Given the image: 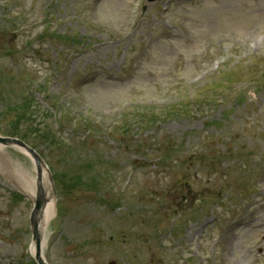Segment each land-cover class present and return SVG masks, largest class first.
<instances>
[{
	"label": "rangeland",
	"instance_id": "rangeland-1",
	"mask_svg": "<svg viewBox=\"0 0 264 264\" xmlns=\"http://www.w3.org/2000/svg\"><path fill=\"white\" fill-rule=\"evenodd\" d=\"M8 0H0V2H6ZM15 1V0H14ZM259 0H209L205 4H197L195 8L187 10L188 17L192 23L189 27V34H193L197 29L210 28L203 35H198L195 38L194 45L185 46L186 38L178 30L171 31L169 34L168 42L161 39H152L150 43L149 55L140 62L139 71L136 74L137 78L131 84H121L118 82L114 76H110V68L116 67V61L112 56V52L109 54L108 59L105 57L106 50L104 49L100 55V63L91 72L97 73L98 80L90 84L86 91V104L74 103V110H71L75 116L84 115V117L79 118L74 124L80 125L82 129H85L87 125L81 124L84 119H90L92 121L91 127L95 126L98 128L100 133L102 129V123L105 124L108 112L113 109L119 101L123 99L130 98L129 95L134 96L138 94H145L146 96L154 95L159 89L165 85H161V80L165 79L171 72L173 76L177 77H189L194 72L195 65L193 63H188L189 60L180 61L177 54L178 51L186 52L187 56L193 57V54H197L201 50L202 43L204 45L216 44L217 41L229 42L228 38L223 36L222 28H226L227 34L241 35H251L256 31L257 23L255 22V14L257 13V4ZM127 0H57V6L62 7L63 16H78L80 21L87 12V5H89L90 11L87 16L90 18L100 19L105 24L109 26L119 28L120 23L125 20ZM183 11V10H182ZM1 14V13H0ZM184 14V13H182ZM3 18V15L0 16ZM65 21H68L66 18ZM79 22H74L77 24ZM3 23H0V34L2 33L1 28ZM83 31V27H80ZM6 23L3 27V34H6ZM11 30V28H10ZM139 34V33H138ZM137 34V35H138ZM21 39L14 41V36L7 38H0V78L5 79L2 84L4 88L9 87L15 93L18 91H25L24 84L26 81H35L32 76L20 77L21 82L16 78L15 73L23 72L27 74H32L29 68L15 64L9 60L8 51H13L19 48L21 45ZM159 44V46H156ZM216 46L209 48L206 52L200 54L201 58L205 55H212L216 50ZM29 49V47H28ZM196 49V51H194ZM191 52V53H189ZM194 52V53H193ZM33 58L32 66L40 72L45 68V64L40 61H34V56L28 54ZM82 54H78L74 62L79 61ZM86 60H82L85 62ZM78 63V62H76ZM173 66L172 71H168V67ZM24 68V69H23ZM98 68V69H97ZM96 69V70H95ZM50 73V69L45 70ZM188 71V72H187ZM240 73L236 72L229 78H225L221 81L223 85H228V79H232L231 87L234 88L233 91L238 90L240 84H237L234 79L239 76ZM12 76L13 79H8ZM37 77V75L35 76ZM41 81L39 78L38 82ZM1 84V82H0ZM49 89L55 92L58 89L59 83L51 81L47 85ZM223 87H220L222 90ZM0 86V89L2 88ZM253 88L251 86H246L245 91H251ZM254 98L257 100L251 102L250 99L246 100L244 103L236 102L232 97L224 98L227 101L226 106H210L215 107L208 109L206 106H198L193 108L191 112L187 115L181 111V114L177 117L170 119L159 127H150L145 130V136L142 133H129L125 140L120 141V138L116 135L114 137H100L97 136L95 139L92 138H79L77 141L71 140L73 155L70 156L72 162L69 164H60L56 156L62 155L61 151L52 147L51 149H46V159L55 165L54 169L57 175V182L60 186L64 178L67 177L70 169L77 170V160L79 158L84 159V152L87 155L95 156L99 152V156H104L106 159H115L121 164H116L114 162H102L105 170L111 174V178L107 180H101V185L110 187L111 189L106 191L105 188L96 193V190L92 189L90 186H80L77 185L72 196L67 199L68 205L71 210H76L75 212H68V217L66 218L67 227L58 240L52 247L51 262L54 264H109L107 261L112 257L111 247L103 245V242H95V237L102 235L107 230H114L119 233L123 231H128L131 221L135 218L129 220L128 218H123L122 216H117V214L125 213V209L131 204L128 196H123L119 201L115 195V191L118 192L120 189V183L122 178L128 174H135V167H129L131 162V154L129 148L127 150L120 144L123 141H128L132 143L133 148L140 150L142 152L148 151L152 145V140L155 138L158 132H164L171 137V139L177 143L180 148L187 151L189 147L196 145L200 142V139H204L208 136H214L217 141L211 145L217 156L223 159L222 167L225 171L233 164L239 163V156L241 153L246 154V159L255 165L260 164V160H264V133L258 128V121L256 119L264 117V88H259L256 90ZM206 87H202L199 91L200 94H205ZM233 93L232 96H235ZM62 101L68 104L72 102L71 99H66L65 97L60 98ZM45 104H49L48 100L45 99ZM140 103L136 101L134 105ZM143 106L152 107L156 104L153 100L148 99V101L142 103ZM70 108V106H69ZM71 109V108H70ZM208 119H214V121L223 122V127L218 129L215 126H205V122ZM99 124V125H98ZM228 125H234L236 128L244 129L243 134L237 139H233L228 134ZM72 128L70 124H65L64 128H58L59 136L64 140L65 143H69L67 140L68 135L78 136V134H63V132L69 131ZM246 129V130H245ZM85 131V130H84ZM83 132V131H82ZM220 134V136H218ZM223 134V135H222ZM145 137H148L145 139ZM86 140L87 144L83 146L82 141ZM236 152V153H235ZM74 159V160H73ZM150 166L154 169L158 164L157 159L152 157L149 159ZM163 163L162 165H164ZM116 167V169H115ZM70 168V169H69ZM149 168V167H148ZM150 169V168H149ZM151 169V170H152ZM148 172V170H144ZM262 172L264 173V165L262 167ZM77 173V171H75ZM136 184L142 182L143 176L140 171L135 174ZM243 182V183H247ZM169 188V187H168ZM167 187L162 185L158 186L156 189L147 187V195L145 192L141 194L143 198L141 201L137 202L136 205L142 208L141 216L139 221V227L136 226L137 232H142L141 221L146 218L144 215V210L148 207L149 196L153 192H157L159 195V237H162L163 233V222L173 223L176 225L178 223L177 216H172V209L174 207L168 206L171 203L169 198L164 201L165 194L168 190ZM260 195L254 199L255 209L257 213H260L264 209V184L260 186ZM3 190H0V221L6 222L9 218L18 220L22 214V210L14 207L11 204L10 199L2 194ZM132 196V192H130ZM145 196V197H144ZM236 196V193H230L228 195L229 201H232ZM134 199V198H133ZM206 197L205 200H207ZM135 200V199H134ZM99 202L102 204L97 205ZM91 203L96 205L100 210L95 212L91 207ZM174 205V204H173ZM24 203H21V208L24 210ZM213 210H220V208L212 207ZM163 215V216H162ZM171 217V218H170ZM169 218V219H168ZM2 224L0 223V227ZM141 229V230H140ZM209 227L204 229V237L200 241H193L196 239L197 233L196 228L193 224L186 226L185 235L182 239V248L179 250L176 247L175 240H164L168 245V249L160 250L162 256H167L172 264H186L184 258L190 257L194 260V264H245L249 256L245 254L251 249V242L247 239H240L237 242L236 252H233L228 244H217L213 239L208 236ZM7 230L4 234H8ZM137 237V235H136ZM24 235L21 234V239L12 240L10 237L8 241L4 244L0 243L1 253L8 254L13 260H19V253H22V239ZM94 240V242H93ZM140 251L144 253L146 260L150 262V254L145 251V245L143 240L139 239ZM253 247V245H252ZM80 250V255L71 259L73 254H76ZM57 251H63L66 253L63 256H59ZM174 253V258L171 256L170 252ZM0 256H3L0 254ZM178 258V260L176 259ZM244 258L246 260H244ZM0 263L1 260H0Z\"/></svg>",
	"mask_w": 264,
	"mask_h": 264
},
{
	"label": "bare ground",
	"instance_id": "bare-ground-1",
	"mask_svg": "<svg viewBox=\"0 0 264 264\" xmlns=\"http://www.w3.org/2000/svg\"><path fill=\"white\" fill-rule=\"evenodd\" d=\"M13 170H14V172H15L17 175H22V171L19 170L18 168L13 167ZM22 185L26 188V187L29 185V182H28V181H24V182H22Z\"/></svg>",
	"mask_w": 264,
	"mask_h": 264
}]
</instances>
